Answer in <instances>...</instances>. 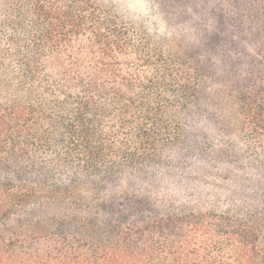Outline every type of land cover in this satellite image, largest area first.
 Returning a JSON list of instances; mask_svg holds the SVG:
<instances>
[{
  "label": "trees",
  "instance_id": "obj_1",
  "mask_svg": "<svg viewBox=\"0 0 264 264\" xmlns=\"http://www.w3.org/2000/svg\"><path fill=\"white\" fill-rule=\"evenodd\" d=\"M130 1L0 0V264H264V0Z\"/></svg>",
  "mask_w": 264,
  "mask_h": 264
},
{
  "label": "rangeland",
  "instance_id": "obj_2",
  "mask_svg": "<svg viewBox=\"0 0 264 264\" xmlns=\"http://www.w3.org/2000/svg\"><path fill=\"white\" fill-rule=\"evenodd\" d=\"M123 13L127 21L135 26L143 28L142 24H145L146 29H143L150 34H155L158 37L162 36L165 31V20L163 21L151 0H131L127 7H123Z\"/></svg>",
  "mask_w": 264,
  "mask_h": 264
}]
</instances>
